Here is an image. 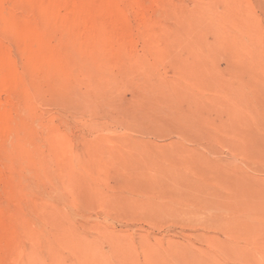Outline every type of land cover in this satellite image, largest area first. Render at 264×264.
Listing matches in <instances>:
<instances>
[{"label": "rangeland", "instance_id": "obj_1", "mask_svg": "<svg viewBox=\"0 0 264 264\" xmlns=\"http://www.w3.org/2000/svg\"><path fill=\"white\" fill-rule=\"evenodd\" d=\"M0 264H264V0H0Z\"/></svg>", "mask_w": 264, "mask_h": 264}]
</instances>
